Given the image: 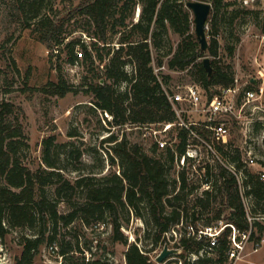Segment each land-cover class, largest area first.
Wrapping results in <instances>:
<instances>
[{"label": "trees", "instance_id": "16d2710c", "mask_svg": "<svg viewBox=\"0 0 264 264\" xmlns=\"http://www.w3.org/2000/svg\"><path fill=\"white\" fill-rule=\"evenodd\" d=\"M44 1L23 0L22 6L32 5L34 13L29 20L38 18L34 30L38 32L39 40L53 50L55 46L63 45L67 36L62 34V20L41 14ZM187 1L82 0L67 8L69 19H76L80 15L85 17L87 24L84 30L92 40L91 50L81 38L65 42L70 52V62L86 59L94 65L95 59L103 62L106 55L111 54L105 63L104 73H95L99 79L91 76L87 88L93 95V103L111 113L112 120L109 122L144 125L175 119L172 103L162 93V85L151 64L153 47L160 50L165 46L169 28L180 36L166 62L169 69L187 70L193 81L201 84L210 96L216 92L211 91L213 87L234 83L235 70L231 63L225 61L222 51L233 57L236 47L229 42L221 43L218 28L222 17L220 13L230 3L226 0H205L212 3L207 20L211 26L207 34L211 37L208 49L203 50L192 30L194 20L187 8ZM138 5L141 6V13L136 21L134 17ZM245 11L250 12L249 9ZM114 35L119 37L117 48L111 40ZM77 44L81 46L82 56L75 50ZM205 57H210L211 71L204 64ZM128 63L133 64L131 72L126 69ZM164 63L160 58L158 64ZM162 76L164 82L168 83L169 74ZM123 82L127 83L126 88L120 90L117 85ZM52 84L53 88L48 91L57 96H65L73 90V85L63 76ZM20 118L19 108L13 101H0V247L12 229L34 230L33 235L22 237L23 248L14 264H31L45 243L47 246L57 245L56 251L62 257L74 260V253H83L84 249L78 241L73 243L60 238L59 229L75 221L87 227L110 223L113 239L128 245L125 252L127 264H158L137 242H130L124 233L123 219L129 220L131 213L147 224L146 234L149 237L153 235L154 245L167 242V233L185 218L192 217L191 224H187L192 228L185 230L176 243L183 250L177 254L181 258L180 264H232L229 255L234 246V234L237 241L242 240L243 233L248 231L249 239L255 243L263 238L264 218L260 216H264V180L261 172L242 166L239 161L241 154L236 148L225 150L219 146L220 151L229 154L231 161L237 160V169H243L242 184L234 172L220 163L218 178L209 179L210 186L196 195L190 205L187 198L189 191L209 180L207 178L196 184L188 178L185 169L180 170L179 178L169 176L176 156L180 159L185 153V129L178 130L175 149H159L154 144L149 151L138 142H130L125 136L118 138L112 134L105 141L112 151V166L117 159L119 171L110 169L101 175L90 171L71 178L64 174L66 166L58 162L59 154L53 155L54 148L59 145L55 135L47 136L42 141L44 166L32 169L23 161L19 152L27 145V136ZM260 127L258 123L257 132ZM158 150H164L161 156L156 155ZM69 154L81 161V150L75 148ZM79 168L76 166L74 169ZM207 171L210 173V169ZM61 203H65L69 209L62 212L59 207ZM191 207L199 208L189 213ZM207 211L213 214L207 216L203 224L205 227H200L198 221ZM219 221L224 224L220 226ZM213 222H217L215 229H220L214 245L211 244L212 236L206 232L209 227L213 228ZM193 254L197 256L195 259L190 258ZM76 262L108 264L100 258L86 260V256Z\"/></svg>", "mask_w": 264, "mask_h": 264}, {"label": "rangeland", "instance_id": "374dc122", "mask_svg": "<svg viewBox=\"0 0 264 264\" xmlns=\"http://www.w3.org/2000/svg\"><path fill=\"white\" fill-rule=\"evenodd\" d=\"M80 1L82 0H45L41 14H49L64 22L62 34L67 36L64 44L73 38H81L91 50V37L84 30V26L87 24L85 17L83 15L77 16L76 19L68 17L67 8ZM226 1L230 4L220 13L222 17L218 27L219 38L222 44L229 42L236 47V50L233 57H229L227 52L222 51L224 59L233 65L235 77L239 79V82L245 84L244 86L253 87L258 91L263 90L261 100L264 104V75L259 73V70L264 72V0ZM22 2L23 0H0V101H13L19 108L20 119L27 136V145L19 152L23 161L32 169L44 166L42 141L50 135H55L59 144L54 148L53 155L59 154L58 162L62 166H66V169L63 170L64 174L66 173L71 178L90 171L99 175L105 174L110 169L119 171L117 159L112 166V151L108 142L105 141L112 134L117 135L118 138L125 136L130 142H138L149 151L151 149L150 141L143 136V128H137L133 124L121 125L109 122L112 120L111 113L97 107L93 103L92 93L87 91L92 77L99 79L95 73L98 72L100 75L104 73L105 63L108 62L111 54L106 55L103 62L95 59L94 65H91L90 61L86 59L70 62V52L64 44L59 47L55 46L52 50L50 46L39 40L38 32L34 30L38 18L29 20L30 15L34 13L33 7L27 5L24 8ZM187 8L189 7L187 6ZM245 9H249L250 12H246ZM189 10L193 15L192 10L190 8ZM140 13L141 6L138 5L134 20H138ZM207 26V29L211 28L209 24ZM192 30L195 32V24H193ZM210 37L211 35L207 34L208 41ZM118 38L117 35H114L111 39L115 48L119 45ZM165 38V46L160 50L153 47V57L157 63L161 58L166 64L180 40V36L174 33L171 28L168 29ZM80 48V44L75 46L77 52L81 51ZM115 48L112 50L114 51ZM169 50L170 54H168ZM95 53L96 51L94 55ZM126 69L131 72L133 64L128 63ZM162 74H169L167 84L173 89L179 85L195 82L187 70H171L167 67ZM61 76L73 85V90L62 97L48 91L53 88L52 82H57ZM126 84L123 82L117 87L124 90ZM218 89L219 87H213L211 91L215 92ZM251 108L252 106L246 107L247 114L250 113ZM263 114L264 110L257 109L255 115H248L247 119ZM223 119V116L218 117V120ZM175 134L176 131H172L167 136L169 141L172 142L176 139ZM254 134L251 129H248L247 123L245 125L231 120L230 144L233 147L244 146L246 150L252 149L260 161L246 167L261 172L264 169V147L255 141ZM216 144L222 146L220 143L216 142ZM233 147H224V149L229 150ZM75 148L81 150L80 160L82 162L69 154ZM163 151L158 150L156 155L161 156ZM219 152L223 160L230 158L228 153ZM219 164L217 156L203 147L200 162H190L182 166L176 160L169 176L179 178L180 170L185 169L188 178L199 184L207 178L208 180L218 178ZM76 166L80 168L75 170ZM207 169H210V173ZM210 180L203 182L199 188L189 191L187 198L190 205L194 202L196 195L201 194L205 188L210 186ZM247 205L250 208L249 204ZM59 207L62 212L69 209L65 203H61ZM217 207L218 204L215 205V208ZM198 208L191 207L189 213L193 209L197 211ZM212 214L213 212L207 211L201 215L202 217L198 221L200 227H205L203 224L206 222L207 216ZM191 222V216L185 218L182 223L175 225L167 233V242L157 245L152 243L153 235L151 234L149 237L146 234L147 224L133 213L129 220L123 219L122 229L130 242H137L155 261L157 255L166 245L174 249V252L164 262L156 261L158 264H174L176 262L180 264L181 258L177 254L183 250L176 246V243L179 242L181 234L190 229L187 224H191ZM216 223H212L214 229L217 227ZM218 224L221 226L224 222L219 221ZM59 230L60 238H65L73 243L78 241L84 252H75L74 260L64 258L57 251H50L45 243L31 264H78L76 261L82 260L83 256H86V260L100 258L108 264H127L125 252L128 245L113 239V227L110 223L87 227L75 221L68 227H60ZM137 230L138 233H136ZM33 233L34 230L28 228L12 229L1 242L0 263L14 264L16 256L21 253L23 248L22 237L33 235ZM242 245L241 258L234 264H264V241L257 249L255 242L250 239H244ZM211 254L214 255V253ZM196 257L194 254L190 255L191 259Z\"/></svg>", "mask_w": 264, "mask_h": 264}, {"label": "built area", "instance_id": "2783aa9c", "mask_svg": "<svg viewBox=\"0 0 264 264\" xmlns=\"http://www.w3.org/2000/svg\"><path fill=\"white\" fill-rule=\"evenodd\" d=\"M82 56L81 52H78ZM154 73L156 74L159 82L162 85V93H164L170 102L172 103L175 119L167 122H155L146 123L144 125H135L137 128H143V136L148 139L149 147L154 144L158 145L159 149H165L167 147L176 148V142L178 130L185 129L187 132V147L185 153L180 156H176V160L182 166L193 162H200L202 158V148H207L210 152L215 154L220 163L228 167L232 172L237 175L240 184L244 176L243 169L236 168V161L230 159L223 160L220 155L219 145L229 148L233 147L230 144L231 136V120L237 123H243L248 129H251L254 134L255 141L264 147V114L259 115L251 119H247L248 115L254 116L257 109L264 110V104L262 103L263 90L258 91L253 87L244 86L245 84L239 82V79L235 77L234 83L230 86H221L211 96L205 91L201 84L197 82L187 83L185 85H179L176 89H173L169 84L164 82L162 73L167 68L164 63L158 64L155 58L152 56L151 62ZM260 75H264L263 70H259ZM254 80V79H252ZM252 106L250 113L247 114L246 107ZM219 116H223V120H218ZM260 123V130L256 131L257 124ZM176 131L175 138L172 142L169 141L167 136ZM237 149L241 154L242 166L254 165L260 160L252 149L246 150L244 146H234L233 149ZM245 149V150H244ZM247 153V155H246ZM242 178H241V177ZM261 178L264 180V169L261 171ZM243 191V187H241ZM264 218V216H260ZM231 226L235 229L234 225ZM189 228L192 227L189 225ZM203 231V230H201ZM212 236L211 244L216 243V237L219 235L220 229L208 228L207 231ZM250 231L243 233V238L237 241L235 234L232 236L234 246L230 250L229 258L234 264L241 258L243 250L242 242L244 239H249ZM262 241L255 243L256 249L261 245ZM209 246L210 248L212 247ZM50 251L56 252L57 245L48 246ZM4 263V262H1Z\"/></svg>", "mask_w": 264, "mask_h": 264}, {"label": "water", "instance_id": "95a60500", "mask_svg": "<svg viewBox=\"0 0 264 264\" xmlns=\"http://www.w3.org/2000/svg\"><path fill=\"white\" fill-rule=\"evenodd\" d=\"M186 5L193 12L195 34L200 41L201 49L207 50L209 45V41L207 38V20L212 9V3L205 0H188ZM204 64L209 71L212 70L210 57L204 58ZM173 252L174 249H171L166 245L163 250L157 255L156 261L159 263L164 262Z\"/></svg>", "mask_w": 264, "mask_h": 264}]
</instances>
